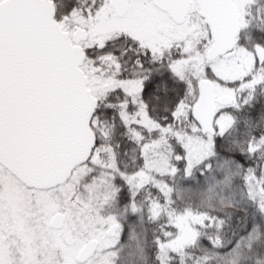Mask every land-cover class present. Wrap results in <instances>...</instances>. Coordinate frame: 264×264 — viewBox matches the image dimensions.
I'll list each match as a JSON object with an SVG mask.
<instances>
[{"label":"snow or ice","instance_id":"snow-or-ice-1","mask_svg":"<svg viewBox=\"0 0 264 264\" xmlns=\"http://www.w3.org/2000/svg\"><path fill=\"white\" fill-rule=\"evenodd\" d=\"M0 264H264V0H0Z\"/></svg>","mask_w":264,"mask_h":264}]
</instances>
